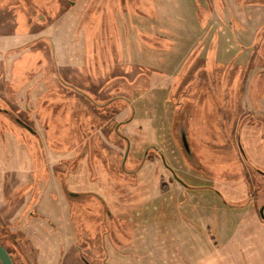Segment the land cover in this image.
<instances>
[{
	"label": "rangeland",
	"instance_id": "rangeland-1",
	"mask_svg": "<svg viewBox=\"0 0 264 264\" xmlns=\"http://www.w3.org/2000/svg\"><path fill=\"white\" fill-rule=\"evenodd\" d=\"M0 244L264 264V0H0Z\"/></svg>",
	"mask_w": 264,
	"mask_h": 264
},
{
	"label": "water",
	"instance_id": "water-1",
	"mask_svg": "<svg viewBox=\"0 0 264 264\" xmlns=\"http://www.w3.org/2000/svg\"><path fill=\"white\" fill-rule=\"evenodd\" d=\"M18 120H20V119H18ZM20 123H22L28 129L30 128L26 124H24L21 120H20ZM181 144H182L184 152L186 154L189 153L188 143L186 141L185 135H183V134L181 135ZM260 211H262V210H260ZM0 264H14L9 252L6 250V248L2 244H0Z\"/></svg>",
	"mask_w": 264,
	"mask_h": 264
},
{
	"label": "flooded vegetation",
	"instance_id": "flooded-vegetation-1",
	"mask_svg": "<svg viewBox=\"0 0 264 264\" xmlns=\"http://www.w3.org/2000/svg\"><path fill=\"white\" fill-rule=\"evenodd\" d=\"M16 114H17V113H16ZM18 116H19V115H18ZM18 119H20L24 124L27 125V123L24 122L23 119H21V117H20V118L18 117ZM27 126H28V125H27ZM28 127H29V126H28ZM181 132H182V131L180 130V134H181ZM184 135H185L186 141H187V143H188L187 136H186V132H185ZM186 155H187V157H188L189 159H192V158H193V154H191V152H190V153H187ZM191 162H192V160H191Z\"/></svg>",
	"mask_w": 264,
	"mask_h": 264
},
{
	"label": "crops",
	"instance_id": "crops-1",
	"mask_svg": "<svg viewBox=\"0 0 264 264\" xmlns=\"http://www.w3.org/2000/svg\"><path fill=\"white\" fill-rule=\"evenodd\" d=\"M186 136H187V140H188V135L186 134ZM188 147H189V153L191 152V154H192V151H191V147H190V145H189V143H188ZM194 157V156H193ZM178 182V181H177ZM179 183V182H178ZM180 184V183H179ZM181 188L182 187H184L185 188V186H181V185H179ZM177 189V188H176ZM182 190H184L183 188H182ZM225 209L227 208V207H224ZM226 210H228V208L226 209ZM225 210V211H226Z\"/></svg>",
	"mask_w": 264,
	"mask_h": 264
},
{
	"label": "trees",
	"instance_id": "trees-1",
	"mask_svg": "<svg viewBox=\"0 0 264 264\" xmlns=\"http://www.w3.org/2000/svg\"><path fill=\"white\" fill-rule=\"evenodd\" d=\"M8 251V250H7Z\"/></svg>",
	"mask_w": 264,
	"mask_h": 264
}]
</instances>
